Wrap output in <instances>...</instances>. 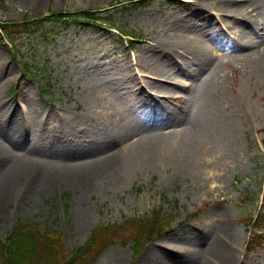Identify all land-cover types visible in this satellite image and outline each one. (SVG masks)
<instances>
[{
	"label": "rangeland",
	"instance_id": "rangeland-1",
	"mask_svg": "<svg viewBox=\"0 0 264 264\" xmlns=\"http://www.w3.org/2000/svg\"><path fill=\"white\" fill-rule=\"evenodd\" d=\"M4 1L0 22L28 19L40 24L16 42L18 59L0 31V240H6L18 220L31 219L42 230L64 233L72 250L88 239L95 226L120 225L123 238L94 264H133L132 220L162 211L173 218V227L147 244L135 264H203L205 259L211 264H264V245L247 246L251 228L244 221L259 211L260 190L264 189V63L257 53L246 51L250 46L240 52L213 54L211 72L194 92L198 100L234 117L236 128L226 141V151L214 146L207 156L210 160L187 174L177 173L175 161L149 164L136 157V165L121 179L90 176L84 185L85 180H66L73 179L74 170L63 166L93 155L74 150L86 140L75 136L82 122L87 120L96 139L115 131L122 115L137 108L136 99L111 95L110 75L126 71L127 58L147 59L163 31H187L190 22L184 15L194 14L200 3L211 9L220 7L219 2ZM241 3L256 8L264 18V0ZM50 10L66 14L52 20L40 18L41 13L49 16ZM87 10L110 19L86 23L82 11ZM118 29L136 37L133 49L128 46L130 38ZM224 30L228 38L234 37L229 29ZM181 55L175 57L178 63L184 62ZM20 60L27 61V66ZM93 64L105 66L104 79L96 75ZM194 77H187L193 85L201 81ZM204 108L208 113L214 110ZM78 113H86L85 120L83 116L79 121ZM14 138L24 145L9 148ZM8 172L14 173L10 190L4 188ZM56 172L64 178H56ZM202 202L205 209L194 216ZM216 240L225 244L230 261L208 249Z\"/></svg>",
	"mask_w": 264,
	"mask_h": 264
},
{
	"label": "bare ground",
	"instance_id": "bare-ground-1",
	"mask_svg": "<svg viewBox=\"0 0 264 264\" xmlns=\"http://www.w3.org/2000/svg\"><path fill=\"white\" fill-rule=\"evenodd\" d=\"M215 1L220 7L207 9L204 4L197 3L199 7L194 14L184 15L190 22L187 31H163L159 34L158 45L150 50L147 59L127 58L126 71L110 75L113 85L111 95L130 96L136 99L137 107L128 115H122L115 131L94 139L97 133L87 124V114L78 113L79 121H83V116L85 121L76 132L74 130L75 136L92 140L89 144L80 143L74 150L93 155L83 157L86 159L79 157L74 165L63 164L67 169L74 170L73 179L66 177V180L75 183L91 176L117 181L136 165V157L149 164L175 161L177 173L183 174L198 164L208 162L210 157L207 156H210L214 146L227 150L226 141L236 128L234 117L226 111L223 115L212 104L209 106L198 100L194 92L202 88V78L211 72L215 53L240 52L250 46L249 50L257 53L264 63V37L258 35L260 15L251 5L241 3L246 0ZM224 29L230 30L234 36L232 40ZM183 53L184 62L178 63L175 57ZM92 67L97 71L96 75L105 78L104 65L93 64ZM194 76H199L201 81L193 85L187 77ZM167 100L179 103L168 105ZM203 103L206 108L214 110L205 112ZM3 109L6 110V105ZM131 136L135 138L131 139ZM19 144L24 145L20 139L14 138L8 142V147L13 149ZM10 172L4 180V188L8 190L12 189L14 181L10 182L14 176ZM56 178L64 177L57 173ZM86 183L85 180L81 185ZM5 196L9 197L8 194ZM207 247L216 250L222 259L230 261V253L222 241L216 240ZM211 263L205 259L203 264Z\"/></svg>",
	"mask_w": 264,
	"mask_h": 264
},
{
	"label": "trees",
	"instance_id": "trees-1",
	"mask_svg": "<svg viewBox=\"0 0 264 264\" xmlns=\"http://www.w3.org/2000/svg\"><path fill=\"white\" fill-rule=\"evenodd\" d=\"M5 7L4 0H0V9ZM82 12H84L83 18L86 23L105 19L95 12ZM63 14L62 11L52 12L49 17H45L43 20L58 18ZM39 24V21L23 20L0 23V28L4 37L15 44L24 34ZM14 53H16V47ZM161 228V225L156 223L145 225V227L141 225L135 237L136 245L141 249L146 241L161 231ZM113 236L115 233L112 229L98 226L93 230L90 240L84 246L70 252L65 249L66 241L61 234L51 229H46L43 232L35 222L20 220L8 236V243L0 242V264H93L97 256L111 244ZM258 237L264 238V232L256 236V238Z\"/></svg>",
	"mask_w": 264,
	"mask_h": 264
}]
</instances>
